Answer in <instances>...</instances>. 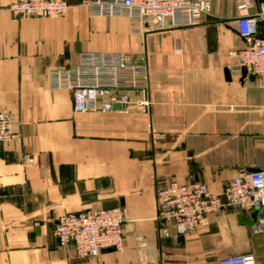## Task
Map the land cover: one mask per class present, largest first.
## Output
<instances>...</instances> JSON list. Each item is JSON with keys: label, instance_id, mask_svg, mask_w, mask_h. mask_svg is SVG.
Listing matches in <instances>:
<instances>
[{"label": "crops", "instance_id": "obj_1", "mask_svg": "<svg viewBox=\"0 0 264 264\" xmlns=\"http://www.w3.org/2000/svg\"><path fill=\"white\" fill-rule=\"evenodd\" d=\"M14 1L0 0V112L14 133L0 143V264H218L239 254L264 263L258 209H222L182 239L155 220L156 193L171 182L220 194L241 170L264 167V89L228 56L243 47L236 19L256 7L199 0L209 12L179 27L92 15L84 0H65L59 18L14 21ZM82 52L123 54L142 68L145 94L128 91L130 103L110 113L74 112L50 74ZM114 207L125 217L120 250L81 260L58 247L59 215Z\"/></svg>", "mask_w": 264, "mask_h": 264}, {"label": "built area", "instance_id": "obj_2", "mask_svg": "<svg viewBox=\"0 0 264 264\" xmlns=\"http://www.w3.org/2000/svg\"><path fill=\"white\" fill-rule=\"evenodd\" d=\"M92 15L126 17L131 20L161 25L188 27L208 13V1L199 0H84ZM65 0H15L8 7L14 21L25 18H59L69 8ZM243 14L236 19V31L243 47L228 51L235 60V68L245 70L256 78V85L264 89V37L258 33V23L264 21V0H238L237 9ZM142 68L131 63L121 53L82 52L76 65L54 70L50 74L51 87L69 92L76 113H110L114 105L127 106L128 91H141L146 77ZM137 104L149 113L150 100L144 97ZM14 138L10 115L0 112V143ZM31 163L32 159H28ZM234 207L242 211L258 209L253 233H264V167L241 170L220 194L212 193L199 182L178 184L171 182L156 193L157 222L171 226L175 236L185 238L207 224L209 215ZM2 211L0 195V213ZM125 222L120 207L64 213L57 217L52 234L60 248L73 249L81 260L97 258L103 249L120 250L123 247L122 225ZM170 237L168 230L162 231ZM218 264H264L251 254L229 255Z\"/></svg>", "mask_w": 264, "mask_h": 264}, {"label": "water", "instance_id": "obj_3", "mask_svg": "<svg viewBox=\"0 0 264 264\" xmlns=\"http://www.w3.org/2000/svg\"><path fill=\"white\" fill-rule=\"evenodd\" d=\"M245 73V70H242V74ZM225 74H226V77L228 78L229 76V71L228 70H225ZM115 108H119V105H114ZM180 239H182V237H180Z\"/></svg>", "mask_w": 264, "mask_h": 264}]
</instances>
